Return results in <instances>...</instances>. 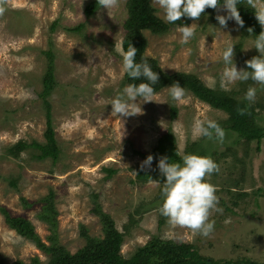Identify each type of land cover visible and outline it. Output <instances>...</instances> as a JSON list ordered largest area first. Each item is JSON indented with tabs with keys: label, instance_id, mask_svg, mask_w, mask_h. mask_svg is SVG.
<instances>
[{
	"label": "rangeland",
	"instance_id": "1",
	"mask_svg": "<svg viewBox=\"0 0 264 264\" xmlns=\"http://www.w3.org/2000/svg\"><path fill=\"white\" fill-rule=\"evenodd\" d=\"M91 1L0 0V209L28 220L48 245L49 225L38 214L50 203L57 241L70 254L84 246L81 227L90 237H102L92 211L98 204L124 234V258L160 239L192 245L200 255L216 260L264 264V139L257 150V142L246 143L226 129L224 112L187 91L180 101L172 100L168 88L155 94L152 102L138 100L140 114L117 116L110 103L127 86L121 50L127 0H117L115 6L86 18L84 10ZM246 5L257 12L264 9V0H246ZM151 6L167 23L155 0ZM218 15H227L222 6L207 9L188 24L194 36L186 44L181 43L179 26L162 35L143 32L144 56L156 60L167 74L193 75L217 94L243 101L264 131V86L251 79L231 85L221 81L227 67L222 60L225 48L233 45L236 67L246 68L245 62L259 55L252 48L257 35L231 19L220 26ZM79 26V31H72ZM47 54L55 87L43 100ZM249 87L257 90L252 103L243 99ZM45 103L58 155L40 161L31 146L45 144ZM197 120L218 124L224 132L222 142L198 136ZM169 131L179 159L186 154L208 156L219 166L206 177L216 188L219 209L211 210L214 229L208 236L170 225L160 213L163 183L136 178L139 172L154 169L153 163L141 167L140 154L149 155ZM19 143L28 148L14 157L8 151ZM33 258L42 264L48 261L8 228L0 211V264L29 263Z\"/></svg>",
	"mask_w": 264,
	"mask_h": 264
},
{
	"label": "trees",
	"instance_id": "2",
	"mask_svg": "<svg viewBox=\"0 0 264 264\" xmlns=\"http://www.w3.org/2000/svg\"><path fill=\"white\" fill-rule=\"evenodd\" d=\"M100 8L101 6L97 0L91 1L84 10L85 17L90 18L94 16ZM237 9L243 20V26L240 27L248 32L251 29L252 31L249 33L259 35L262 28L256 19V10L249 8L246 5V0H241V3L237 5ZM126 11L127 17L123 24L125 35L121 42L122 53L126 52L131 44L137 49L136 61L140 62L141 57H143L147 60L152 70L159 74V82L154 85L155 94L167 88L173 82H179L185 91L191 93L200 102L208 105L212 109L224 112L228 116V119L224 123L227 127L226 129L243 139L246 143L252 141L257 142V150H259L260 143L264 139V131L257 126L255 116L247 110L246 103L236 101L230 96L217 94L216 91L206 88L193 75L181 72L167 74L162 71L156 60L144 56L146 40L143 37V32L147 31L153 35H162L167 33L171 27L182 26L183 24L188 25L194 20L182 17L175 24L164 23L155 16L156 11L151 6V0H127ZM80 29L81 27L79 26L72 31H79ZM124 80L127 85L141 82L139 80L134 81L129 79L126 74H124ZM42 84L43 89L40 97L45 100L50 96L55 87L52 60L49 59V55ZM45 107V144L31 146L32 149L37 150V156L35 157L40 161L47 159L55 160L58 155V147L54 139L49 111L50 108L46 103ZM175 115L176 111L172 110V117L174 118ZM26 148L28 146L19 143L14 146L13 150L8 151V153L17 157ZM149 155L153 157V171L151 173L139 172L136 178L143 183L150 181L163 183V178L156 170L159 159L167 157L173 162L180 161L175 147L174 136L170 131L157 141L156 146ZM149 155L140 154L144 160ZM25 205L27 206V203ZM0 211L4 217L5 224L10 230L30 242L38 251L48 257L46 264H261L251 260H216L208 256L200 255L197 248L192 245L177 244L172 241H163L160 239H152L147 244L137 248L129 258H124L121 254L124 234L117 230L114 222L107 214L102 212L98 204H94L92 211L102 227V237H90L87 235L85 229L81 227L80 236L85 241L84 246L74 254H70L57 241L55 212L50 203H47L38 214V218L49 225L51 233L47 238L48 245L42 243L28 220L21 217H11L5 209H0ZM15 264H42V262L38 258H33L29 263L16 262Z\"/></svg>",
	"mask_w": 264,
	"mask_h": 264
},
{
	"label": "clouds",
	"instance_id": "3",
	"mask_svg": "<svg viewBox=\"0 0 264 264\" xmlns=\"http://www.w3.org/2000/svg\"><path fill=\"white\" fill-rule=\"evenodd\" d=\"M102 9H109L116 5L117 0H97ZM251 2V0H249ZM159 10L162 11L167 23L175 24L182 17L198 20L205 9H217L222 6L227 15H218L216 19L220 26H226L229 19L243 26V20L237 9L241 0H155ZM3 9H0L2 12ZM256 19L264 29V9L258 10ZM252 30L249 29V32ZM181 43L186 44L194 36L191 25L179 26ZM233 45H228L222 53L223 63L227 66L221 76V81L229 85L235 82H245L251 79L256 84L264 86V30L253 41V47L259 55L245 62L246 68L238 69L233 61ZM137 49L131 44L126 52L122 53V71L131 80L141 81L138 84H129L111 101L112 112L120 117H129L140 114L142 109L136 103L152 102L154 85L159 82V74L153 71L146 59L136 61ZM248 69V70H246ZM172 100L180 101L186 95L185 89L179 82H173L167 87ZM256 88L249 87L243 99L249 103L255 101ZM243 114V113H242ZM194 130L198 136L223 140L224 132L213 121H195ZM153 157L149 155L142 163L143 167H150ZM163 178V202L160 213L167 218L170 225L190 229L194 234L208 236L214 229V221L209 219L211 210L216 209L218 197L216 188L209 183L206 177L219 171V166L208 156L186 154L180 161L173 162L162 157L157 163ZM219 210V209H216Z\"/></svg>",
	"mask_w": 264,
	"mask_h": 264
}]
</instances>
